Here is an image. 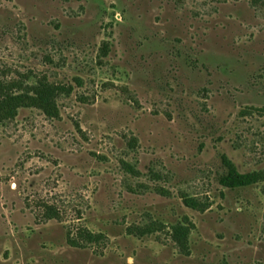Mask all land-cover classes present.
I'll use <instances>...</instances> for the list:
<instances>
[{
    "label": "rangeland",
    "instance_id": "obj_1",
    "mask_svg": "<svg viewBox=\"0 0 264 264\" xmlns=\"http://www.w3.org/2000/svg\"><path fill=\"white\" fill-rule=\"evenodd\" d=\"M0 86V264H264V0H0Z\"/></svg>",
    "mask_w": 264,
    "mask_h": 264
},
{
    "label": "trees",
    "instance_id": "obj_2",
    "mask_svg": "<svg viewBox=\"0 0 264 264\" xmlns=\"http://www.w3.org/2000/svg\"><path fill=\"white\" fill-rule=\"evenodd\" d=\"M0 90L6 91L3 86H0ZM66 91V88H62L60 86H54L49 84H36L33 89V98L36 99L39 105L46 109H52L56 106L57 99L61 97V93ZM4 98L0 97V108L6 106L7 103H11L12 101H20V98H13L12 96L6 94L3 96ZM9 117H15V110H11ZM225 165L228 168V175L221 176L220 182L229 187H244L251 185L260 178L261 174L254 172V173H247L241 174L237 171L236 167L232 165L229 161H225ZM185 204L193 209L198 207L197 201L193 198H187L184 200ZM191 226L188 222L185 225H177L174 227L175 237L183 249L188 248V236L190 234V227ZM79 237L81 240L73 239L69 237V244L74 247H83L85 244H92L99 242V239L102 237L101 234H95L90 232L85 228L79 229Z\"/></svg>",
    "mask_w": 264,
    "mask_h": 264
}]
</instances>
